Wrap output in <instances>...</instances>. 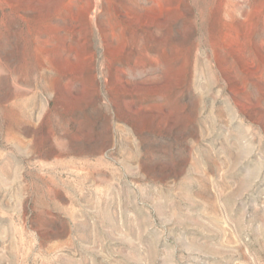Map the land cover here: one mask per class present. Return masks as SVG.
<instances>
[{
	"label": "rangeland",
	"instance_id": "rangeland-1",
	"mask_svg": "<svg viewBox=\"0 0 264 264\" xmlns=\"http://www.w3.org/2000/svg\"><path fill=\"white\" fill-rule=\"evenodd\" d=\"M0 264H264V0H0Z\"/></svg>",
	"mask_w": 264,
	"mask_h": 264
}]
</instances>
